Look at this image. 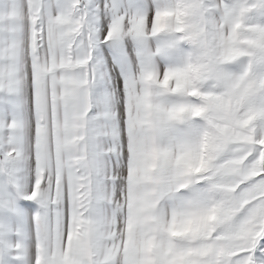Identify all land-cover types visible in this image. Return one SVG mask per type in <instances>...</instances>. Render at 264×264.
Listing matches in <instances>:
<instances>
[{
  "label": "snow or ice",
  "instance_id": "obj_1",
  "mask_svg": "<svg viewBox=\"0 0 264 264\" xmlns=\"http://www.w3.org/2000/svg\"><path fill=\"white\" fill-rule=\"evenodd\" d=\"M0 264H264V0H0Z\"/></svg>",
  "mask_w": 264,
  "mask_h": 264
}]
</instances>
